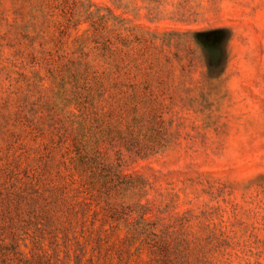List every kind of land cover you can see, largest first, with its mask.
I'll return each mask as SVG.
<instances>
[{"label":"rangeland","instance_id":"rangeland-1","mask_svg":"<svg viewBox=\"0 0 264 264\" xmlns=\"http://www.w3.org/2000/svg\"><path fill=\"white\" fill-rule=\"evenodd\" d=\"M165 260L264 264V0H0V264Z\"/></svg>","mask_w":264,"mask_h":264},{"label":"trees","instance_id":"trees-1","mask_svg":"<svg viewBox=\"0 0 264 264\" xmlns=\"http://www.w3.org/2000/svg\"><path fill=\"white\" fill-rule=\"evenodd\" d=\"M214 31L219 32V30H214ZM168 248H169V245L163 243V247L161 248L162 250H159L161 251L164 258L168 257L166 256L168 254ZM162 264H168L167 260H165V262L163 261Z\"/></svg>","mask_w":264,"mask_h":264}]
</instances>
